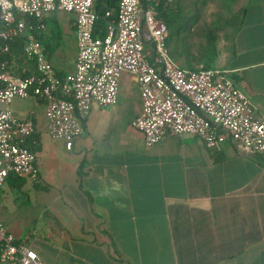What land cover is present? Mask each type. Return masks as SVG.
Instances as JSON below:
<instances>
[{"label": "crops", "instance_id": "crops-1", "mask_svg": "<svg viewBox=\"0 0 264 264\" xmlns=\"http://www.w3.org/2000/svg\"><path fill=\"white\" fill-rule=\"evenodd\" d=\"M245 5L241 27L214 66L230 72L261 116L264 0ZM45 17L53 66L59 76L73 73L76 15ZM22 65L15 60L10 68L18 74ZM141 107L139 87L124 73L118 103L94 105L85 134L68 150L46 130L44 100L15 99L10 109L32 119L41 136L40 180H26L20 189L12 179L0 186L6 230L26 240L46 264H264V154L244 155L231 140L209 149L190 133L166 135L147 147L132 126ZM16 193L18 218L32 200L35 207L28 210L40 221L22 234L9 218Z\"/></svg>", "mask_w": 264, "mask_h": 264}, {"label": "built area", "instance_id": "built-area-1", "mask_svg": "<svg viewBox=\"0 0 264 264\" xmlns=\"http://www.w3.org/2000/svg\"><path fill=\"white\" fill-rule=\"evenodd\" d=\"M146 1L145 6L143 0H120L117 23L108 26L104 37H96L94 0H0V56L10 51V42L24 39L23 54L36 68L35 74L23 77L0 59V186L11 173L40 180L38 156L24 144L35 124L15 116L10 109L15 99H45L48 134L71 150L85 134L93 106L118 103L124 73L139 87L142 107L132 126L143 134L147 147L166 135L190 133L209 149L231 140L244 155L264 154V115L258 116L229 71L203 65L191 69L175 60L168 26L159 16L161 0ZM57 11L76 15L78 58L75 71L65 76L57 74L35 34L45 26L27 21H41ZM0 262L46 264L1 222Z\"/></svg>", "mask_w": 264, "mask_h": 264}, {"label": "trees", "instance_id": "trees-1", "mask_svg": "<svg viewBox=\"0 0 264 264\" xmlns=\"http://www.w3.org/2000/svg\"><path fill=\"white\" fill-rule=\"evenodd\" d=\"M207 1L208 0H194L193 1L194 9L193 12L191 13H186L183 10V7L181 5V0H174L168 3L167 0L160 1V4L158 6L159 16L166 22L168 26V30L170 32L168 45L170 48V53L175 60L181 62L178 58H176L173 55L171 49V43L176 37L183 34H187L191 30L193 24L199 19V15L201 14V9L204 6V4L207 3ZM222 1L226 9L232 10V15H230V17L225 21L226 25L230 28V31H228L225 34V38L227 42L230 40L232 33L237 32L243 23V19L246 13V5H245L246 3L244 5H241L239 9L233 10V5L239 2V0H222ZM119 3L120 0H94V11L98 16L95 24L94 36L104 37L107 34L108 26L110 24L117 23ZM143 3L146 6L147 1L143 0ZM108 12H110L109 16L107 15ZM27 21L29 23L32 22L34 25L43 24L46 27V25L49 24L50 19L44 17L41 21H39L36 18H27ZM223 28H224L223 26L214 28L206 33L205 35L206 44L201 53L202 63H198L197 65L191 66L189 68L191 69L198 68L200 65H203L205 69L217 68L214 65L216 64L217 59L221 53L218 47V43H219L218 34ZM35 34L38 37V39L42 42V44H44L46 49L49 52H51L52 37L47 36L44 29L41 28H37L35 30ZM24 44H25L24 39H15L14 41L10 42V51L6 54L1 55L0 59L8 62V68L11 71L13 69H11L10 66L12 65L13 62H15V60L20 64H23L22 68L18 70V74L23 77H28L36 73V68L33 63H31L25 58L23 54ZM26 60L31 64L24 63ZM181 64L184 67H186L182 62ZM39 99L45 101V99H43L42 97H39ZM24 144L32 151H34L36 154L38 151L41 150V145H42L41 136L36 129L35 132L32 134V136L26 139ZM82 172L83 171L80 169L79 170L80 176L82 175ZM7 179H12L17 189H20V187L24 185L25 181L27 180L26 177L14 173H11L7 177ZM35 187L38 189L49 190V186L46 184L40 185L39 183H35Z\"/></svg>", "mask_w": 264, "mask_h": 264}, {"label": "rangeland", "instance_id": "rangeland-1", "mask_svg": "<svg viewBox=\"0 0 264 264\" xmlns=\"http://www.w3.org/2000/svg\"><path fill=\"white\" fill-rule=\"evenodd\" d=\"M193 1L194 0H181V5L186 13L193 12ZM247 1L248 0H239V2L233 5V10L239 9V7L244 5ZM49 15L50 14L47 16ZM230 15H232V10L226 9L222 0H208L202 7L199 19L193 24L191 30L187 34L176 37L171 43L173 55L188 68L197 65L198 63H202L201 53L206 44V33L211 29L223 26L224 28L218 34V47L222 53L226 47L225 34L230 31V28L226 25L225 21ZM24 63L31 64L27 60ZM20 198V194L16 193V195H14L15 200L12 198L9 208V212L13 213L11 215L9 214L10 222H14L17 234H22L29 230L32 231L34 228L33 226L40 223V221L34 219L36 217V212L28 210L30 206L35 207L32 200L25 205V215L22 218H18L15 211L19 208ZM14 216L16 217V220H11V218H15Z\"/></svg>", "mask_w": 264, "mask_h": 264}]
</instances>
